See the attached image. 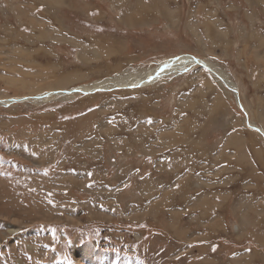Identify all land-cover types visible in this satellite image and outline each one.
I'll return each instance as SVG.
<instances>
[{"label":"rangeland","instance_id":"rangeland-1","mask_svg":"<svg viewBox=\"0 0 264 264\" xmlns=\"http://www.w3.org/2000/svg\"><path fill=\"white\" fill-rule=\"evenodd\" d=\"M181 55L264 130V0H0V264H264V137L234 91L199 64L101 85Z\"/></svg>","mask_w":264,"mask_h":264},{"label":"bare ground","instance_id":"bare-ground-1","mask_svg":"<svg viewBox=\"0 0 264 264\" xmlns=\"http://www.w3.org/2000/svg\"><path fill=\"white\" fill-rule=\"evenodd\" d=\"M194 58H195V56H193V55H189V56L184 55L181 57L177 56V57L172 58V60L170 59V61H168V65L165 66V68H163V69H160V67L166 61H164L162 64H160L155 69L149 70L147 73H144V74H141L138 76H132V75H127V76L123 75L121 77L117 76V77H114L112 79L104 81L103 84L101 83V85L113 87L115 85L116 86H124V85L133 86V85H139L140 83H141L140 85L151 84V83H154L155 81H158L162 77L167 76L171 73H177V72L184 71L192 63H193V65H196L197 63H194ZM199 60H201V59H199ZM212 68H214V67H212ZM217 72L222 76V78L225 79V81L229 82L230 86H232V83L225 77V75L220 70L217 69ZM148 78H149V81L144 83L146 81V79H148ZM219 80L224 84V82L221 80V78H219ZM68 91H64V92L67 93ZM51 92L47 93V96L52 95V94H50ZM16 228H17V226H13V227L9 228V230L6 233L5 232H3V233H5V235H7V233H9V232H11V233L14 232ZM92 247H93L92 244L91 245L86 244L85 247L82 249L81 253H79V250L76 249L74 252L75 254H77L76 255L77 259H76L75 264H92L93 259H94V254H95ZM34 261H35V259H34ZM65 264H67V263H65Z\"/></svg>","mask_w":264,"mask_h":264},{"label":"water","instance_id":"water-1","mask_svg":"<svg viewBox=\"0 0 264 264\" xmlns=\"http://www.w3.org/2000/svg\"><path fill=\"white\" fill-rule=\"evenodd\" d=\"M181 56H184V55H181ZM181 56H178V57H181ZM171 60H172V59H171ZM168 61H170V60H167L166 62H164V63L162 64V66L160 67V69L165 68V66L168 65ZM194 63H197V64L203 66L204 68L210 69L211 72H212L214 75H216L218 78H221V80L226 84V86H227L228 88H230L231 90L234 91V93H235V95H236L237 104H238L239 108H240L241 110H243V112L245 113V116H246V123L248 124V126H250V128H252V129L258 131V132L264 137V131H263V129H262L261 127L255 125L254 123H252V122L250 121V118H249V116H248V112L246 111V109H245V107H244V105H243V103H242V101H241V99H240V95H239V91H238V89H237L236 87H231V86L225 81V79L222 78V76L217 72V70H215L214 68H212L209 64L205 63L203 60L201 61V60H199L198 58L195 57V58H194ZM192 65H193V63L190 64L189 66H192ZM148 81H149V78L146 79V81H145L144 83H146V82H148ZM140 84H141V83H140ZM118 88H128V86H126V85H124V86H114V87H112L111 89H118ZM99 90H103V89H102V88H94V89H90V90H88V89H84V88L79 87V88H74V89H72V90H69V91L67 92V94H70V93H72V92H79V93L88 94V93H90V92H95V91H99ZM48 93H49V92H48ZM50 94H56V91H52ZM13 100H16V101H18V102H19V101H22L21 99H9V100H7V102H12Z\"/></svg>","mask_w":264,"mask_h":264},{"label":"snow or ice","instance_id":"snow-or-ice-1","mask_svg":"<svg viewBox=\"0 0 264 264\" xmlns=\"http://www.w3.org/2000/svg\"><path fill=\"white\" fill-rule=\"evenodd\" d=\"M151 79V78H150ZM133 86H135V85H133ZM149 122H151V121H149ZM90 186V185H89Z\"/></svg>","mask_w":264,"mask_h":264}]
</instances>
